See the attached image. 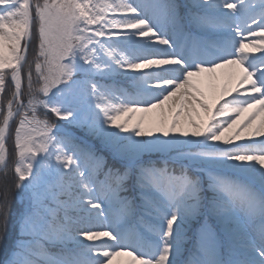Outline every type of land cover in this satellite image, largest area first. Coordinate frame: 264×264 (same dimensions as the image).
Segmentation results:
<instances>
[{
  "label": "snow or ice",
  "instance_id": "snow-or-ice-1",
  "mask_svg": "<svg viewBox=\"0 0 264 264\" xmlns=\"http://www.w3.org/2000/svg\"><path fill=\"white\" fill-rule=\"evenodd\" d=\"M9 171L0 264H264V0H0Z\"/></svg>",
  "mask_w": 264,
  "mask_h": 264
},
{
  "label": "trees",
  "instance_id": "trees-1",
  "mask_svg": "<svg viewBox=\"0 0 264 264\" xmlns=\"http://www.w3.org/2000/svg\"><path fill=\"white\" fill-rule=\"evenodd\" d=\"M13 183H14V177L11 171H9L7 177H5L3 173H0V193L3 192L5 184H7L9 188H11ZM16 207H19V202L15 197V193L13 192V208L15 209ZM3 259H4L3 254L0 253V261H2Z\"/></svg>",
  "mask_w": 264,
  "mask_h": 264
},
{
  "label": "rangeland",
  "instance_id": "rangeland-1",
  "mask_svg": "<svg viewBox=\"0 0 264 264\" xmlns=\"http://www.w3.org/2000/svg\"><path fill=\"white\" fill-rule=\"evenodd\" d=\"M254 55H261V53H255ZM221 83H222V81H221ZM234 94V93H233ZM158 134V133H157ZM237 143H239V141H237Z\"/></svg>",
  "mask_w": 264,
  "mask_h": 264
}]
</instances>
